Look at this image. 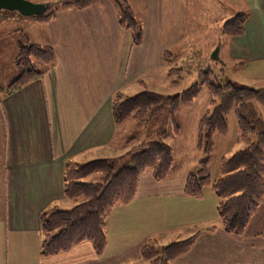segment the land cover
Listing matches in <instances>:
<instances>
[{"label": "crops", "instance_id": "crops-1", "mask_svg": "<svg viewBox=\"0 0 264 264\" xmlns=\"http://www.w3.org/2000/svg\"><path fill=\"white\" fill-rule=\"evenodd\" d=\"M126 1L141 31L138 44L119 24L112 0H90L80 9L61 8L47 20L27 17L17 28L8 72L0 66V264H150L140 255L146 241L164 246L192 236L188 250L168 264H264V197L242 234L226 233L211 186L200 198L183 193L191 172L176 174L174 153L173 168L164 180L156 182L150 170L144 171L133 199L106 212V241L100 255L87 241L54 255L41 254V212L67 210L83 201L65 196L66 164L118 157L137 145L127 141L148 127L132 117L116 123L111 111L115 95L131 96L143 89L160 93L157 89L163 84L177 85L182 69L171 66L172 57L194 53L196 39L206 34V28H196L195 13L214 4V0ZM223 1L236 14L221 30L216 56L221 51L242 86L264 88V0ZM4 35H0V58L7 49ZM24 42L49 47L52 62L47 66L33 60L39 75L12 89L10 83L18 73L15 55ZM170 68L178 69L175 84L177 76H168ZM226 82L231 81L220 84ZM196 83L192 102L203 88L209 104L204 82ZM173 94L177 93L163 95ZM250 105L264 126V103ZM226 123V134L212 137L207 168L211 179L221 177L223 157L244 147L234 109L226 115ZM230 132L236 133L232 142L226 141ZM194 143L198 155L196 138ZM197 155L192 165L197 163L198 168L201 155ZM99 176L93 172L79 181L95 182Z\"/></svg>", "mask_w": 264, "mask_h": 264}, {"label": "trees", "instance_id": "trees-1", "mask_svg": "<svg viewBox=\"0 0 264 264\" xmlns=\"http://www.w3.org/2000/svg\"><path fill=\"white\" fill-rule=\"evenodd\" d=\"M119 24L129 29L133 42L138 44L141 31L135 25L130 6L126 0H112ZM61 7L48 10L35 18L47 20L61 8L80 9L90 0H62ZM50 9V8H49ZM39 60L49 66L52 52L47 46L34 43L21 45L15 66L17 76L11 81L12 89L23 86L39 75L32 61ZM178 69L170 68L168 76H177ZM208 72H201L202 80L210 93L209 104L199 118L196 149L201 158L198 168L189 173L184 181L183 193L200 198L203 190L211 186L217 197L216 210L226 233H243L251 214L264 197V126L253 112L250 102L264 103V88L254 89L235 86L231 82L219 84L208 80ZM178 76L172 81L177 82ZM198 91V84H192L180 93L163 95L147 89L125 96L117 93L111 104L113 119L121 123L125 118H134L139 125L151 131L149 137L140 144L133 145L126 153L113 158H99L82 164L67 163L64 170V193L69 199L82 198L83 201L70 209L50 208L40 214L43 238L40 244L42 255H54L70 249L77 243L87 241L95 253L100 255L105 247L103 218L115 204L130 202L137 188L140 174L150 170L156 182L164 180L173 168V151L164 141L167 131L163 125L173 116L180 104L191 103ZM234 109L239 138L244 147L230 157L220 160L221 177L211 179L208 164L212 152L214 134L227 132L226 115ZM173 132H178L173 123ZM156 136H152L153 134ZM254 138V141H253ZM134 136L127 142H131ZM99 173L95 182H81V178L91 173ZM195 236L182 241L158 246L156 241H146L140 250L143 259L150 264H168V261L188 250Z\"/></svg>", "mask_w": 264, "mask_h": 264}, {"label": "rangeland", "instance_id": "rangeland-1", "mask_svg": "<svg viewBox=\"0 0 264 264\" xmlns=\"http://www.w3.org/2000/svg\"><path fill=\"white\" fill-rule=\"evenodd\" d=\"M31 1L39 2L46 0ZM61 2L62 0H54L48 10H54L57 7H61ZM207 3L209 2L207 1ZM235 14L234 8L231 7L228 2H221V0H214V4L212 6L208 5L206 9H203V11L201 10L200 13H195L194 22L197 20L195 23L196 28L199 25L206 28V34L205 36L201 35V37L196 39V49L191 56L181 58H175V56L172 57L173 63L171 66L180 67L182 69L179 82L174 86H171L170 84H163L162 87H158V92L163 94L181 92L191 84L202 81L199 80V75L203 71L208 72L209 81L218 82L220 84L224 80H230L235 86H242L236 77H239L238 72L236 70L234 71V69L228 65V63L224 60L221 51L217 53V56L212 57L214 49L218 47L222 41L221 30L223 26L228 21L234 19ZM27 17L35 18V16H23L15 10H0V35L6 34L4 35L3 43L7 44L5 54L2 55V58H0V66L4 69V71L8 72L9 69L10 60L8 59V54L19 33L17 28L22 27V24L27 21ZM204 22H206L205 25ZM210 22L211 24L209 25ZM26 44L27 42L23 43V45ZM213 45L216 46L213 47ZM18 51L19 49H17L15 59ZM211 108L210 104H208V92L202 88L192 103L180 104L173 116V120L168 119L163 125V129L168 133L165 138V142L172 148L176 158L177 175H182L187 171L193 172L196 170L197 163H194V165H192V163L193 159L197 155L194 143L196 138L197 120L201 112L205 109ZM173 123L179 126V132L176 134L173 132ZM147 129L148 130L141 129L134 135V139L132 140L133 144H140L148 138L147 136H149L153 130L151 128ZM135 130L134 125L131 127L130 134H132ZM152 136H154V134ZM235 136L236 133L233 134L230 132L226 141L232 142ZM233 150H235V148ZM231 154L232 153H228L226 156H230ZM197 157L200 158V154H198Z\"/></svg>", "mask_w": 264, "mask_h": 264}, {"label": "water", "instance_id": "water-1", "mask_svg": "<svg viewBox=\"0 0 264 264\" xmlns=\"http://www.w3.org/2000/svg\"><path fill=\"white\" fill-rule=\"evenodd\" d=\"M53 1L0 0V10H15L23 16H40L51 7ZM216 51L217 49H214L212 57L216 56Z\"/></svg>", "mask_w": 264, "mask_h": 264}]
</instances>
